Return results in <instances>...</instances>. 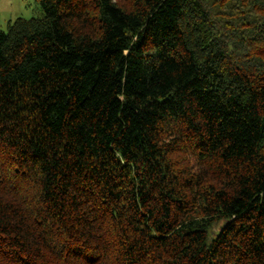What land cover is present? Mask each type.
<instances>
[{"label": "trees", "instance_id": "obj_1", "mask_svg": "<svg viewBox=\"0 0 264 264\" xmlns=\"http://www.w3.org/2000/svg\"><path fill=\"white\" fill-rule=\"evenodd\" d=\"M0 30V264H264V0H36Z\"/></svg>", "mask_w": 264, "mask_h": 264}, {"label": "rangeland", "instance_id": "obj_2", "mask_svg": "<svg viewBox=\"0 0 264 264\" xmlns=\"http://www.w3.org/2000/svg\"><path fill=\"white\" fill-rule=\"evenodd\" d=\"M44 14L36 0H0V30L6 32L8 25L17 19H41Z\"/></svg>", "mask_w": 264, "mask_h": 264}]
</instances>
